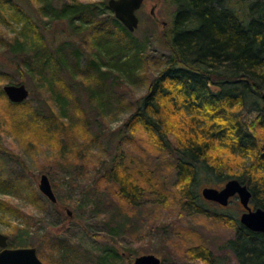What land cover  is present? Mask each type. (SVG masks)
<instances>
[{"label": "trees", "instance_id": "trees-1", "mask_svg": "<svg viewBox=\"0 0 264 264\" xmlns=\"http://www.w3.org/2000/svg\"><path fill=\"white\" fill-rule=\"evenodd\" d=\"M166 2L174 7L165 31L164 44L169 51L166 64L149 82L145 95L136 100L121 130L133 137L143 129L159 149L172 157L178 176L177 194L184 207L201 215L225 217L234 225L235 234L225 246L234 254L235 264H264V232L248 229L240 217L209 210L207 202L212 201L202 197L198 186L200 178L211 181L207 186L217 188L237 178L251 190L254 207L264 209V0ZM9 17L24 22L25 32L5 40L1 46L11 52L20 75L39 78L44 87L53 91V105L49 106L52 119L48 123L57 129L73 126L70 110L75 103L66 102L63 95L73 97L71 90L83 85V94L90 97L93 105L86 113L93 109L103 121L109 109L122 103L115 99L123 95L121 85L134 81L144 66V50L132 40V32L116 18L107 0H0V21L8 22ZM57 22L66 23L72 34L93 35L89 59L83 62V53L74 43L63 42L61 47H55L64 34L53 31V23ZM42 26L50 30L51 41L40 31ZM79 78L85 82L81 84ZM1 92L6 95L3 89ZM27 100L10 102L20 106ZM246 107L250 115L242 113ZM85 121L91 131L86 142L91 146L97 137L88 115ZM71 138L70 135L68 139ZM217 146L227 152L222 153ZM130 149L129 146L127 150ZM119 158L117 154L111 164L103 166L107 192L115 189L130 209L140 206L146 195L164 197V186L157 179L149 174L144 180L146 191L126 161ZM61 165L71 167L73 162L63 157L58 167ZM88 187L82 186L86 195H90ZM90 187L97 191V187ZM95 194L102 201L106 192ZM44 197L48 205L60 202L59 195L56 204ZM119 210L129 219L135 215L121 207ZM119 224L108 222L113 238L116 230L129 227L127 222L122 223L123 227ZM103 251L101 264L109 260L116 264L123 258L119 248L117 255L108 249ZM196 252L206 260L213 259L205 249Z\"/></svg>", "mask_w": 264, "mask_h": 264}, {"label": "rangeland", "instance_id": "rangeland-1", "mask_svg": "<svg viewBox=\"0 0 264 264\" xmlns=\"http://www.w3.org/2000/svg\"><path fill=\"white\" fill-rule=\"evenodd\" d=\"M173 12L174 7L166 0H144L137 11L139 26L132 32V40L144 50V66L139 76L121 85L123 95L115 99L122 103L118 108L109 109L103 121L93 109L86 113L93 105L89 102L90 97L83 94V85L76 91L71 90L73 97L68 93L63 95L66 102L75 103L74 109L70 110L73 126L65 130L48 123L52 119L49 106L53 105V91L44 87L39 78L20 75L21 70L16 61L12 62L11 52L1 46L5 40L20 33L24 35L25 23L10 17L8 22L0 21V204H3L0 205V232L8 235L10 246L36 247L44 264H101L103 250L117 255V248L123 258L116 264H132L135 257L150 253L159 256L162 264H235L234 254L225 246L235 234L234 225L224 220L225 217L201 215L184 207L177 194L178 176L172 157L159 149L143 129L133 137L125 129L121 130L122 124L133 113L136 100L145 95L149 82L166 64L169 51L164 44L165 31ZM53 24V31L64 33L55 47L70 42L83 53V62L92 56L93 35H73L66 23ZM41 30L51 41L50 30H44L43 26ZM11 80L16 84L24 83L30 90L25 104L13 105L2 94L1 89ZM78 82L85 81L79 78ZM247 107L242 110L244 115H250ZM87 115L97 137L91 146L86 142L88 138L90 140L91 132L85 126ZM70 135L71 140L68 139ZM129 146L131 149L127 150ZM217 149L227 152L222 146ZM117 154L134 171L146 191L149 190L144 180L149 174L153 180L157 179L164 186V197L146 195L140 206L130 209L115 189L107 192L104 189L107 183L102 179L103 166L108 162L111 164ZM63 157L72 160L73 165L58 167ZM44 173L49 175L60 197L56 206L48 205L38 188ZM210 182L200 178L199 190ZM86 184L90 195L82 190ZM90 185L97 187V191ZM104 191L106 194L99 201L95 192ZM207 204L209 210L220 214L240 217L243 212L237 197L227 207L212 202ZM250 205L255 208L253 201ZM120 207L135 215L129 219ZM110 221L119 222V225L127 222L129 227L124 230L122 224L123 228L119 227L113 238L108 225ZM200 248L211 252L213 259L206 260L197 255ZM105 264L114 263L109 260Z\"/></svg>", "mask_w": 264, "mask_h": 264}, {"label": "water", "instance_id": "water-1", "mask_svg": "<svg viewBox=\"0 0 264 264\" xmlns=\"http://www.w3.org/2000/svg\"><path fill=\"white\" fill-rule=\"evenodd\" d=\"M144 0H108V5L117 19L133 32L139 26L140 19L137 11L142 7ZM8 98L15 103H21L28 99L30 90L25 84L7 83L4 85ZM264 96V94H263ZM40 192L53 204L58 202L56 192L53 188L48 174L40 176L38 184ZM204 199L212 201L221 206H228L233 198L237 197L244 210L240 215V221L248 229L264 232V209L253 208L250 203L252 192L247 184L237 178L229 179L221 188L205 186L201 190ZM68 214L72 212L69 210ZM8 235L0 232V264H44L37 253V248L32 247H8ZM132 264H162V259L155 254H142L134 258Z\"/></svg>", "mask_w": 264, "mask_h": 264}, {"label": "flooded vegetation", "instance_id": "flooded-vegetation-1", "mask_svg": "<svg viewBox=\"0 0 264 264\" xmlns=\"http://www.w3.org/2000/svg\"><path fill=\"white\" fill-rule=\"evenodd\" d=\"M8 247H9V248H19V247L10 246V245H9V242H8ZM1 249H2V248L0 247V250H1Z\"/></svg>", "mask_w": 264, "mask_h": 264}]
</instances>
